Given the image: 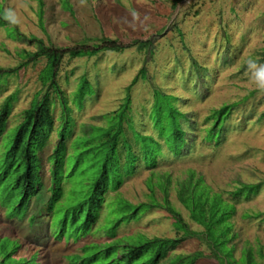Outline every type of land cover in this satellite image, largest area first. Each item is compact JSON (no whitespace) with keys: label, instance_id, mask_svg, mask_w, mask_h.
Listing matches in <instances>:
<instances>
[{"label":"rangeland","instance_id":"1","mask_svg":"<svg viewBox=\"0 0 264 264\" xmlns=\"http://www.w3.org/2000/svg\"><path fill=\"white\" fill-rule=\"evenodd\" d=\"M9 8L19 22L0 25V70L11 71L0 80V108L6 103L10 108L0 139L3 143L22 121L32 100L45 90L39 73L46 59L31 62L26 54L35 52L36 45L17 39L16 34L61 49L99 45L103 38L126 46L151 42L150 51L134 45L122 52L62 58L56 81L71 120L65 155L72 153L65 160V169L75 163L76 172L68 183H61L64 196L60 201L64 204L55 206L58 214L53 216L54 223H59L65 206L71 211L78 202H89L90 184L98 177L109 148L93 139L97 128L92 136L86 133L92 127L106 128V115L130 101V125L124 124V137L138 158L142 143H137L134 133L160 140L156 133L164 132L159 126L154 130L152 124L155 91L176 98L173 105L189 118L182 124L189 145L181 156L170 153L160 140L159 147L152 149L156 154L154 166L139 160L132 175L105 193L106 202L89 233L76 235L80 223L73 225L68 217L61 220L62 226L66 222L68 235L57 239L53 234L59 230L55 226L50 230L52 222L44 211L34 225L28 220L32 212L43 209L49 197V155L60 140L58 133L64 123V109L59 98H54V125L38 155L46 190L40 200L30 202L23 220L6 218L0 208V239L9 238L19 246L12 257L34 259L38 264H68L66 257L81 255L85 245L109 247L107 243L122 239L121 244L138 246L160 238L180 241L169 256L202 253L195 264H219L202 235L204 227L192 220L190 209L179 197L181 184L193 174V180L200 178L210 195L217 194L234 207L229 218L231 239L226 245L232 251L227 257L233 264H247L243 259L248 250L254 264H264V92L256 88L247 63L251 57L264 64V0H0V18L5 19ZM83 77L92 93L79 104L75 95ZM225 106L230 110L220 123L222 132L216 143L215 138L206 137L214 124L210 116ZM159 123L167 124L163 119ZM122 170H126L125 165ZM242 186L258 187L247 197H234L233 192ZM122 201L149 207L126 223L124 216L130 209ZM169 210L194 234L185 236L177 230ZM120 218L124 221L115 229L114 223ZM7 246L14 244L10 241ZM91 247L88 253L97 250ZM109 258L99 256L97 264H113ZM149 258L152 251L140 257L142 262Z\"/></svg>","mask_w":264,"mask_h":264},{"label":"trees","instance_id":"2","mask_svg":"<svg viewBox=\"0 0 264 264\" xmlns=\"http://www.w3.org/2000/svg\"><path fill=\"white\" fill-rule=\"evenodd\" d=\"M0 25L8 26L10 22L6 19L0 18ZM15 32V31H14ZM15 37L22 41H29L34 43L37 47L35 52L27 53L26 56L31 62L37 61L40 57H44L45 63L42 70L39 73V81L41 85L45 87V90L40 98L35 97L29 108L23 112L22 121L10 130V134L6 140L0 142V208L3 209V214L6 218L23 220L28 213L30 202L34 200H40L43 192H45L44 184L41 177V158L39 152H41L48 141V136L52 131L54 125V118L52 114L51 106L54 104V98H59V102L63 107V120L64 123L60 129L58 136L60 138L58 144L55 146L53 153L49 155V161L52 164L50 170V188L48 199L42 206L43 209L35 210L32 215L29 216V224L34 225L37 223L38 218H41L45 212V216H50V230L55 226V230H59L58 233L53 235L59 239L68 235L66 222L64 226L61 225L62 221H66L70 218L71 224L76 225V235H85L91 231L96 218L98 217L103 205L106 202L104 197L108 190L116 189L122 182V178L132 175L136 170V163L139 160L147 166H154L155 164V152L153 147H159L160 140L164 141V144L174 156H181L183 151L189 145L187 140V132L182 128V124L189 121V118L179 112L173 105L176 100L173 96L154 92V103L152 105L153 124L154 130L158 127L164 132L156 133L157 140L150 135H141L134 133V136L141 141L140 156L131 149L130 142L124 137V124H129V117L127 116L129 100H126V104L122 105L114 113L105 116L108 126L106 128L92 127L86 136H92L93 129L97 128V134L93 139L97 140L99 146L108 147V152L105 155L104 161L100 167L98 177L93 183L90 184V190L88 191L89 202L87 204L77 203L71 211L64 207L63 213L60 212L59 223L53 222V216L58 214L56 205H63L60 199L64 196L61 183L66 181L68 183L69 176L76 172V164L72 165L70 169H65V160L69 158L66 154V142L70 135H67L69 131V122L71 121L68 115L67 108L65 107L64 99L62 98V91L57 80L58 72L61 65V60L64 55H68L69 58H81L95 56L102 51H114L122 52L128 47L137 45L139 49L147 48L150 51V41L133 42L130 46L122 45L116 40H110L103 38L100 40L99 45L92 46H78L71 49H61L52 46H46L41 40L36 38L26 39L20 34H16ZM15 71V70H14ZM11 72V71H10ZM9 71L0 70V80L3 75H8ZM144 70H141V75H144ZM86 78L80 79L78 86V92L75 98L79 104H81L83 97L86 94L92 93V87L88 83ZM136 79L133 80V83ZM230 107L225 106L218 110H215L210 119L214 122L213 127L207 131V139H216V143L219 142L221 137L220 123L229 113ZM151 112V111H150ZM151 113V114H152ZM10 115L9 104L6 103L0 108V139L6 131L7 123ZM163 119L167 122L166 126H161L159 120ZM152 121V120H151ZM158 124V125H154ZM156 127V128H155ZM130 128V126H129ZM1 141V140H0ZM137 141V140H136ZM121 143L123 146H121ZM76 144V143H74ZM73 144V145H74ZM116 145H119L120 149H116ZM123 147V149H122ZM109 150H112L111 153ZM110 154V155H109ZM155 154V155H154ZM149 162L151 163L149 165ZM122 163V164H120ZM122 165L126 166V170H122ZM123 171V172H122ZM122 175V176H120ZM2 185H4L2 187ZM258 186H242L233 192L234 197L248 196L254 194L257 191ZM179 197L181 202L190 209L191 218L204 227L202 235L209 242L211 247V253L219 264H233L227 257L232 251L231 247L226 245L230 241V230L232 224L229 222V218L233 212V205L225 203L221 200L217 194H209V188L202 184L200 178L193 180V174L181 184L179 189ZM123 203H127L122 201ZM87 205V206H86ZM130 212L124 216L127 222L131 221L139 214H141L149 206L142 204L139 206H133L127 203ZM6 208V213L4 211ZM173 216L174 225L177 230L183 231V235H193L186 225L181 221L179 215L169 210ZM65 212V213H64ZM82 213L84 214L82 216ZM62 220V221H61ZM123 219H118L115 223V229L118 227ZM53 232V231H52ZM69 237L67 238V240ZM2 245L0 246V264H38L34 259H16L12 257L16 249L19 247L18 243L9 238H2ZM12 241L14 247L10 248L7 244ZM122 239L114 240L107 243L109 247H103V245H94L97 250L95 252H87V249H93L92 245L83 246L81 255L67 256L68 264H97L99 256L110 257L109 262L113 264H159L160 261L166 260V264H195L201 257L202 253H193L191 255H175L169 256L170 252L174 251L180 242L178 239H160L154 238L147 240L145 243L138 246L123 243ZM147 251H152V258L148 260L140 259ZM118 253L120 257H117ZM247 255L243 260H246L247 264H254L250 253L247 250ZM172 255V254H171ZM106 261V259H105ZM107 264V263H101Z\"/></svg>","mask_w":264,"mask_h":264},{"label":"clouds","instance_id":"3","mask_svg":"<svg viewBox=\"0 0 264 264\" xmlns=\"http://www.w3.org/2000/svg\"><path fill=\"white\" fill-rule=\"evenodd\" d=\"M4 18L13 24L19 22L16 13L11 8L5 10ZM247 63L249 69L252 71V80L256 88L264 92V64H259L256 59L251 57L248 59Z\"/></svg>","mask_w":264,"mask_h":264}]
</instances>
